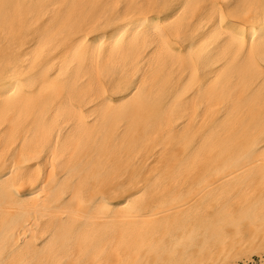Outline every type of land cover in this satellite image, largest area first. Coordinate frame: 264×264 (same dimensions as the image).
Returning a JSON list of instances; mask_svg holds the SVG:
<instances>
[{
    "label": "bare ground",
    "instance_id": "obj_1",
    "mask_svg": "<svg viewBox=\"0 0 264 264\" xmlns=\"http://www.w3.org/2000/svg\"><path fill=\"white\" fill-rule=\"evenodd\" d=\"M0 264H37L34 0H0Z\"/></svg>",
    "mask_w": 264,
    "mask_h": 264
}]
</instances>
